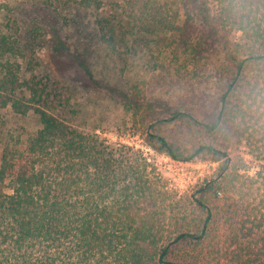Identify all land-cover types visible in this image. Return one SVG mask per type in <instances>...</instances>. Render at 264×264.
Returning a JSON list of instances; mask_svg holds the SVG:
<instances>
[{
  "label": "rangeland",
  "instance_id": "1",
  "mask_svg": "<svg viewBox=\"0 0 264 264\" xmlns=\"http://www.w3.org/2000/svg\"><path fill=\"white\" fill-rule=\"evenodd\" d=\"M40 1L5 0L6 7L0 9V33L16 38L20 49L14 58L20 75L39 91L51 93L50 109L75 129L97 135L143 166L152 187L140 205L158 211L155 217L162 223L164 244L181 232L200 233L212 211L209 238L174 243L171 258L185 264H215V233L220 232L215 215L228 214L224 208L230 197L245 198L242 193L249 189L264 190L260 182L264 63L249 64L233 82L235 65L220 48L218 37L214 33L207 37L210 32L198 12L187 11L184 4L178 10L164 9L163 16L171 15L176 26L159 32L143 8L144 0H104V15L115 17L116 42L122 43L113 50L103 42L90 10L78 6L51 10ZM210 15L212 20L218 16L214 4ZM215 29L222 31L223 26ZM230 37L243 45L240 32ZM247 49L237 54L246 58ZM176 111H186L195 120H169ZM0 118L6 121L5 128L24 136L40 127L33 112L19 115L7 109ZM217 121L216 129L207 127ZM151 131L185 156L202 145L226 154L219 161L207 152L191 161L175 159L150 146ZM227 158L229 167L219 176ZM197 252L201 258L193 261L191 255Z\"/></svg>",
  "mask_w": 264,
  "mask_h": 264
},
{
  "label": "trees",
  "instance_id": "2",
  "mask_svg": "<svg viewBox=\"0 0 264 264\" xmlns=\"http://www.w3.org/2000/svg\"><path fill=\"white\" fill-rule=\"evenodd\" d=\"M40 2L57 11L65 6L90 10L103 42L113 50L122 44L116 42L115 17L104 15V0ZM183 4L187 11L198 12L210 32L207 37H218L220 48L235 65L233 82L249 64L264 63V0H144L143 8L152 15L154 28L162 32L176 26L171 15L163 16L164 9L178 10ZM212 4L218 11L215 20L210 15ZM3 7L6 2L0 0V9ZM217 24L223 26L222 31L215 29ZM236 32L241 33L243 45L231 41ZM245 47L248 56L241 58L237 52ZM19 53L16 38L0 33V114L7 109L19 115L33 112L40 122L36 132L24 136L5 128L6 121L0 118V264H185L171 258V246L206 241L212 211L200 233L181 232L164 244L162 223L155 217L158 211L140 205V198H146L152 187L143 166L123 157L97 135L75 129L51 110V93L39 91L20 75L14 60ZM232 87L231 83L229 90ZM228 94L222 96L223 106ZM179 118L195 120L186 111L174 112L169 120ZM219 122L207 127L216 129ZM148 143L185 161L203 152L214 161L226 154L202 145L185 156L152 131ZM228 160L219 176L229 167ZM260 177L264 187V171ZM242 194L245 198H229L226 216L215 215L220 231L215 233V264H264V190L249 189ZM191 256L196 261L201 252Z\"/></svg>",
  "mask_w": 264,
  "mask_h": 264
}]
</instances>
